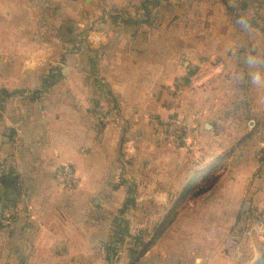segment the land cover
Returning <instances> with one entry per match:
<instances>
[{"label":"crops","instance_id":"0c3cea01","mask_svg":"<svg viewBox=\"0 0 264 264\" xmlns=\"http://www.w3.org/2000/svg\"><path fill=\"white\" fill-rule=\"evenodd\" d=\"M139 2L0 0V218L20 209L0 222V264H109L118 221L115 264H255L264 249V228L243 231L264 208V0H205L187 31L104 15ZM174 113L192 147L156 131ZM158 223L135 259L134 230Z\"/></svg>","mask_w":264,"mask_h":264},{"label":"rangeland","instance_id":"374dc122","mask_svg":"<svg viewBox=\"0 0 264 264\" xmlns=\"http://www.w3.org/2000/svg\"><path fill=\"white\" fill-rule=\"evenodd\" d=\"M234 1L235 0H230L231 4L235 5ZM204 2L205 0H140L139 2L140 4L138 5L131 4V6L126 9L113 8L105 12L104 15H106V17L109 18L113 17V19L115 20L120 19V17H126L129 19H134L135 17H142L145 19L149 18L148 27H152V28L155 26H159L161 23H165V26L171 27L172 21H175L178 23L176 25L180 27L179 29L187 31V22L189 18L199 19L203 21V18L207 15ZM66 26H68L67 28H65L67 29V31H70L71 28L75 29V27H77V32L80 31L79 26L77 24L71 25L69 23ZM85 31L86 30H83V33H85ZM179 203H180L179 201H175L172 204L171 210L169 212H175V209H177V207L174 209V206H178ZM263 211L264 208L259 212H253L252 217L251 218L249 217L247 219L248 223L245 222L243 226L244 227L243 231L245 232V236H247L248 232H250V235H248L247 237H251L252 232H254L256 230V227L258 226L260 228H264V226L258 224V217L261 215L260 213ZM126 225L128 226L127 223ZM163 225H164L163 223L156 224L154 228L152 227L150 228L151 230L153 229L152 231H149V227H145V226L137 227L134 230V234L132 237L134 239L136 236L140 235L141 233H144L141 241L139 239V241L135 240V242H139L140 243V244L138 243L139 245H141L142 242L141 246H144L143 242L149 243V245H151L157 239H159V236L162 231L161 227ZM127 238L128 236L125 237V241L127 240ZM123 246L124 243L120 246V250L118 251L117 256L122 254Z\"/></svg>","mask_w":264,"mask_h":264},{"label":"built area","instance_id":"2783aa9c","mask_svg":"<svg viewBox=\"0 0 264 264\" xmlns=\"http://www.w3.org/2000/svg\"><path fill=\"white\" fill-rule=\"evenodd\" d=\"M97 115L101 123L108 122L109 118L106 114L99 112ZM156 131L172 142L182 146L192 147L195 143L192 138L193 126L186 118L178 113H174L167 118L159 119L156 124ZM55 178L61 187L69 190L75 189L80 182L77 169L72 163H63L59 165L55 171ZM19 211L18 205L12 203L6 204L0 218L1 223L7 227L11 226L19 214ZM260 214L261 215L258 217V224L264 226V211Z\"/></svg>","mask_w":264,"mask_h":264},{"label":"trees","instance_id":"16d2710c","mask_svg":"<svg viewBox=\"0 0 264 264\" xmlns=\"http://www.w3.org/2000/svg\"><path fill=\"white\" fill-rule=\"evenodd\" d=\"M223 2L225 4H227L229 10L234 11L235 13H239V11L241 9L244 10L247 8L249 0H235L234 1L235 5L231 4L230 0H223ZM52 81H54V77L52 75H49L47 77V79L45 80V82H47V84L49 82H52ZM11 94H12V92H6V95H11ZM0 171H1V175H2L3 170H1V167H0ZM187 192H188V190H185V194H187ZM8 202L12 203V204H16L14 201H11V200ZM122 210L124 211V208ZM121 213H124V212H121ZM143 234L144 233H141L140 235L136 236L135 239L138 241L140 239V241H141ZM129 235H130L129 227L126 224H124L122 221L121 222L118 221L116 226H115V231H114L113 236L111 237L109 242L106 244V250L108 252V259L110 262L109 264H115L114 262H115L117 253L120 250V246L125 242V237L129 236ZM137 243H139V242H137ZM141 245H142V242H141ZM143 245L144 246H142L141 250L133 249V252L135 253V259L139 258L146 251L149 243L143 242ZM255 264H264V249L262 250V252H261L259 258L257 259V261L255 262Z\"/></svg>","mask_w":264,"mask_h":264}]
</instances>
